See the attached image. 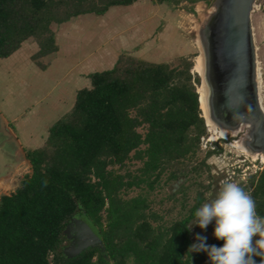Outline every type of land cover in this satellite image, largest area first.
<instances>
[{"label": "trees", "instance_id": "obj_1", "mask_svg": "<svg viewBox=\"0 0 264 264\" xmlns=\"http://www.w3.org/2000/svg\"><path fill=\"white\" fill-rule=\"evenodd\" d=\"M136 1L0 0V60L30 38L40 46L34 58L55 52V24ZM182 60L176 66L124 54L114 68L90 75L91 87L78 91L45 145L27 151L32 171L0 197V264H210L207 253L188 251L190 223L206 199L202 190L171 225L151 209L148 196L166 172L165 184L203 170L211 176L207 158L191 163L208 126L192 83L194 63ZM213 150L207 156L221 149ZM133 160L141 165L131 170ZM250 185L257 215L264 217V169ZM134 188L146 189L128 196ZM81 214L105 249L92 246L68 256L66 228ZM223 243L214 237L206 244ZM256 249L253 259L262 264Z\"/></svg>", "mask_w": 264, "mask_h": 264}, {"label": "crops", "instance_id": "obj_2", "mask_svg": "<svg viewBox=\"0 0 264 264\" xmlns=\"http://www.w3.org/2000/svg\"><path fill=\"white\" fill-rule=\"evenodd\" d=\"M162 13L159 5L138 0L128 6H112L102 15H80L56 25L55 52L34 58L40 46L31 39L23 43L31 46L29 55L19 49L0 60V73L5 77V88L1 84L0 88L12 91L16 86L19 99L12 107L0 95V126L12 136L10 146L0 141V149L9 153L6 173L30 163L27 151L45 145L50 128L74 107L78 91L91 87L92 73L114 68L124 54L144 58L146 52L157 57L161 49L154 32L165 18ZM145 60L169 62L168 58ZM27 106L28 110H22Z\"/></svg>", "mask_w": 264, "mask_h": 264}, {"label": "rangeland", "instance_id": "obj_3", "mask_svg": "<svg viewBox=\"0 0 264 264\" xmlns=\"http://www.w3.org/2000/svg\"><path fill=\"white\" fill-rule=\"evenodd\" d=\"M146 1L149 4H154L156 6L159 5L163 11L162 14L165 17L163 18V22L159 24L156 32H154V34L158 35L159 40H157V44L158 49H161V51L157 57L150 56V54L148 55L146 52H144V58L132 54L125 55L135 58L137 57V59L143 60L152 57L155 59L168 58V63L176 66L183 64L182 59H190L194 63L192 68V83L195 85L196 90H199V87L202 84V78L195 70V65L198 57L202 56L200 29L204 26L206 19H208L210 16L216 0H200L195 3L189 0ZM191 8L193 9L191 10ZM252 24L254 28L257 53L256 59L259 64V74L262 73V85L260 91L262 94V103L264 104V0L256 1L254 11L252 12ZM56 25L58 24H55L52 27L54 33ZM31 39L33 38H30L29 40ZM30 52H32V50L31 46L29 45L25 47L22 45L20 48V53L29 55ZM41 57L42 56L39 58ZM12 73L14 74V72ZM11 74H9V77ZM196 77L200 78V82H197ZM3 78H5L4 74L0 73V84L2 86L4 81ZM7 78L8 75L6 79ZM4 88H0V95L7 97L5 104L12 103V107L14 104L17 105L19 103V99L17 98L18 95L15 96L17 89L16 86L11 87L12 91H8ZM2 99H0V101ZM28 108L29 107L27 106L22 110H28ZM201 111L203 116V110ZM212 126H210V123L208 122L209 129L207 134L203 137L201 149L197 153L196 158H194L195 160L191 162L194 163L193 165H196L203 159L207 158V162L211 168V176H209V172L203 170L198 173L191 174L190 177L181 176L178 180L165 184V180L169 175V172H166L163 176V182L161 183L162 185L156 186L154 190L149 191L148 196L149 200L151 201V209L163 217L162 222L171 225L173 222L181 219L182 216L187 214L190 207L195 204V199L199 190H202L201 192H203L204 196L206 197L204 203L214 200L216 198V194L220 190L222 183L225 182L236 183L251 195V191L253 189V186L250 185L251 178H254L256 182L260 173L264 169L263 157L261 156V158L259 157L257 160H253V157L249 154V151L247 149L243 150L245 145L242 141L239 142L231 140L229 137L230 131H228L227 137H221V127L218 125L214 127ZM9 135L10 133L0 126V141H6L8 146L11 145L8 141L12 138V136ZM217 148L221 149L222 151L220 150L221 152H213L207 156L209 151L212 149H216L213 151H217ZM8 156V152H5L4 150L2 151V149H0V176H3L2 184H0V186H2L0 189V197L2 194L12 193L20 185L24 175L32 171V168L29 167L31 164L25 162L24 164L6 173L8 162L6 159ZM140 165V161L133 160L130 162L129 167L131 170H134ZM122 172H124V170H122ZM199 181L207 185L211 183V187L208 189H203L204 186L198 185ZM247 185L250 186L247 187ZM145 189L146 188H134L129 191L128 196L137 195L141 191L143 192ZM88 228L89 221H87L85 216L82 214L76 215L69 222L66 228L67 240L64 243V253L66 255L72 256L93 246L81 244L82 242L84 243L87 241L86 235L89 232ZM190 228L193 243H198V241L195 239L197 235L207 237L206 243H208L214 238L213 233L215 228V220H213L206 229H201L196 225L195 219H192ZM259 239L260 237L258 235L253 238L254 246L258 247V249L259 246L255 244V241ZM79 247L83 248L79 249L78 251ZM259 250L263 256L262 264H264V249Z\"/></svg>", "mask_w": 264, "mask_h": 264}, {"label": "water", "instance_id": "obj_4", "mask_svg": "<svg viewBox=\"0 0 264 264\" xmlns=\"http://www.w3.org/2000/svg\"><path fill=\"white\" fill-rule=\"evenodd\" d=\"M256 1L216 0L200 29L204 75L199 74L208 87V118L233 135L246 133L242 142L251 153L256 152L254 143L264 137V107L258 88L252 24ZM203 116L208 126L207 117ZM252 137L258 139L254 142ZM258 154H264V149ZM88 229L87 241L81 244L105 249L95 228L89 225Z\"/></svg>", "mask_w": 264, "mask_h": 264}, {"label": "clouds", "instance_id": "obj_5", "mask_svg": "<svg viewBox=\"0 0 264 264\" xmlns=\"http://www.w3.org/2000/svg\"><path fill=\"white\" fill-rule=\"evenodd\" d=\"M195 223L201 229L215 220L214 237L222 246L207 245V237L197 235L198 243L189 246V252H205L210 264H255L259 249H264V217L256 212L252 196L236 183H222L216 198L204 203L194 213Z\"/></svg>", "mask_w": 264, "mask_h": 264}, {"label": "bare ground", "instance_id": "obj_6", "mask_svg": "<svg viewBox=\"0 0 264 264\" xmlns=\"http://www.w3.org/2000/svg\"><path fill=\"white\" fill-rule=\"evenodd\" d=\"M214 10V7L212 8V11ZM201 43V41H200ZM202 45V44H201ZM203 50V49H202ZM195 70L198 73H201V75H204V60H203V52H202V56L198 57V59L196 60V65H195ZM257 72H258V88H259V93H260V97H261V101H262V94H261V85H262V81H261V77H262V73L259 74V64L257 62ZM199 94H200V99H201V108L203 110L204 115L207 117L208 122L210 123V126H216L217 124H215L212 120H209L208 116H209V110H208V87L206 84L202 83L199 87ZM263 104V103H262ZM264 107V104H263ZM219 126V125H218ZM228 135V130L224 129V128H220V136L221 137H227ZM241 146V145H240ZM239 147V146H238ZM240 148V147H239ZM246 150V147H243V150ZM248 150V149H247ZM263 157V161H264V154L261 155Z\"/></svg>", "mask_w": 264, "mask_h": 264}, {"label": "flooded vegetation", "instance_id": "obj_7", "mask_svg": "<svg viewBox=\"0 0 264 264\" xmlns=\"http://www.w3.org/2000/svg\"><path fill=\"white\" fill-rule=\"evenodd\" d=\"M256 131H258L259 132V130L258 129H256ZM258 135V134H257ZM256 135V136H257ZM246 133H244V132H239L238 134H236V135H233V133L232 132H230V135H229V137L231 138V140H234V141H239V142H241V141H243V140H245L246 139ZM263 136H264V134H263ZM263 136H261V137H263ZM258 138H253L252 137V141H256ZM254 149L256 150V152H253V153H251L250 151H249V154L250 155H252V157H253V160H257L259 157L261 158V155H257V152L258 151H260L261 150V148L262 149H264V137L260 140V141H256L255 143H254Z\"/></svg>", "mask_w": 264, "mask_h": 264}]
</instances>
